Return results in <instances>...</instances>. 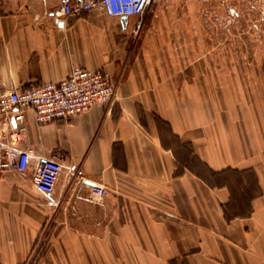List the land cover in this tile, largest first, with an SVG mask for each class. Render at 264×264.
<instances>
[{"label": "crops", "instance_id": "1", "mask_svg": "<svg viewBox=\"0 0 264 264\" xmlns=\"http://www.w3.org/2000/svg\"><path fill=\"white\" fill-rule=\"evenodd\" d=\"M57 5L0 0V91L81 67L114 96L70 120L25 111L27 169L0 172V264H264V118L213 112L180 66L139 58L138 17ZM43 159L62 164L50 196L31 180Z\"/></svg>", "mask_w": 264, "mask_h": 264}, {"label": "rangeland", "instance_id": "2", "mask_svg": "<svg viewBox=\"0 0 264 264\" xmlns=\"http://www.w3.org/2000/svg\"><path fill=\"white\" fill-rule=\"evenodd\" d=\"M137 20L139 58L180 66L196 102L264 118V0H151Z\"/></svg>", "mask_w": 264, "mask_h": 264}, {"label": "built area", "instance_id": "3", "mask_svg": "<svg viewBox=\"0 0 264 264\" xmlns=\"http://www.w3.org/2000/svg\"><path fill=\"white\" fill-rule=\"evenodd\" d=\"M56 18L79 16L96 10L109 17H141L151 0H57ZM141 21L135 25L139 29ZM114 88L99 70L71 68L59 82H43L22 89L0 91V172H24L31 154L20 148L26 110H32L38 123L70 120L85 113L96 103L109 102ZM62 170L54 159L39 160L31 180L43 195L50 196ZM92 195L102 196L106 189L93 186Z\"/></svg>", "mask_w": 264, "mask_h": 264}]
</instances>
